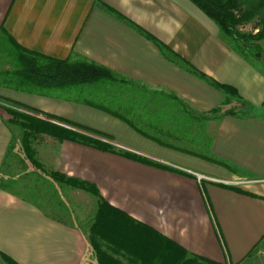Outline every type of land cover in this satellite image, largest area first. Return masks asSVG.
<instances>
[{
  "label": "crops",
  "instance_id": "1",
  "mask_svg": "<svg viewBox=\"0 0 264 264\" xmlns=\"http://www.w3.org/2000/svg\"><path fill=\"white\" fill-rule=\"evenodd\" d=\"M18 54L90 62L115 79L25 92ZM188 66L232 87L244 115H211L225 94ZM14 107L102 147L34 135L45 176L94 185L188 256L264 264V66L234 52L189 0H0V264H98L97 196L77 217L69 192H87L45 184L38 168L26 197L13 190L18 179L2 178L17 125L7 110L24 114Z\"/></svg>",
  "mask_w": 264,
  "mask_h": 264
},
{
  "label": "trees",
  "instance_id": "2",
  "mask_svg": "<svg viewBox=\"0 0 264 264\" xmlns=\"http://www.w3.org/2000/svg\"><path fill=\"white\" fill-rule=\"evenodd\" d=\"M189 1L217 25L223 38L229 40L228 45L234 52L244 59L251 55V58L264 65L263 53L255 45L264 38V10L260 11L261 4L264 8V0ZM250 21L255 23L252 32H240L238 28L247 25ZM17 62L20 69L16 71L15 78L18 84L22 85L20 90L40 95L58 93L70 87L111 82L115 79L109 70L85 61L18 54ZM188 67L191 72L207 80L225 94L223 107L214 108L210 112L211 115H216L223 109L221 115L236 116L237 111L244 112L249 107L232 87L219 84L195 68ZM232 99L239 103L238 108L235 106L225 110L224 106L229 105ZM7 112L12 116L13 123L19 124L25 130L30 128L31 136L45 133L59 141L68 140L102 148L99 144H90L88 140L79 138L60 127L24 117L12 110ZM18 118H21L20 122ZM139 160L146 162L143 159ZM33 163L39 166L35 160ZM49 176L56 182L82 189L98 197L96 214L90 227V244L98 264H121L118 255H127L129 261L125 264H217L197 256H188L176 243L157 234L151 228L135 222L103 200L94 185L58 172H51ZM133 260L136 262H132Z\"/></svg>",
  "mask_w": 264,
  "mask_h": 264
},
{
  "label": "rangeland",
  "instance_id": "3",
  "mask_svg": "<svg viewBox=\"0 0 264 264\" xmlns=\"http://www.w3.org/2000/svg\"><path fill=\"white\" fill-rule=\"evenodd\" d=\"M260 6H261L260 11H263L264 8H263L262 4ZM254 24H255L254 21H250V23H247V25L240 27L238 29L242 33H250L253 30ZM224 39L227 41V43H229V40L226 37H224ZM255 45L261 49L263 56H264V38L262 40H260L259 42H257ZM250 56L251 55H248L245 59H247L248 61H253L254 59L251 58ZM13 59L16 62L17 59L15 57H13ZM260 63L262 64V62H260ZM82 86H86V85H82ZM89 86H90V88H93L96 90H99L101 87V86L97 87V83L89 85ZM107 89H110V88H107ZM25 92H27V91H25ZM81 99L89 100L87 97H84V96L81 97ZM91 100H93V99H91ZM96 101H98V100H96ZM232 101H234V100L232 99ZM223 102L220 105L222 107H223ZM217 107H219V106H217ZM227 107H229L230 109L233 108V106L231 104L227 105ZM225 108H226V106H224V109ZM14 109L20 110L21 112L23 111L24 114H22L20 112H19V114H21L22 116L27 117V118L36 119L39 117L38 115H36L37 113H33L29 110L26 111L25 109L22 110V109H18L16 107H14ZM14 112H15V110H14ZM222 113H223V109L218 114H216L215 116L221 115ZM237 113L244 115V113H241L240 111H237ZM250 114H253V110H248L245 113L246 116H249ZM20 119L21 118H18L19 122L21 121ZM36 120H40V119H36ZM10 122L12 124H15L12 122V118H11ZM17 125H13L15 131H13L14 133H13V139L11 141V148L9 151V157H8L7 163L5 164V166L3 168V171H2L3 173H1V176L3 179H6V178L10 179L11 177L18 179L19 180L18 185L15 186V188H13V190H15L17 193L25 195V197H26L28 193L25 192L26 191L25 187H27V188L31 187L30 181L35 180V178L38 174L37 168L40 169L39 170L40 171L39 178H40L41 182L47 184L49 181H51V180L53 181V179H51V177L49 176V174L51 172L47 176H45V173L41 168V164L39 163V161L36 158L35 149L33 148V143L35 142L33 140V137L35 134H33L31 136V135H29L30 134L29 133L30 128H28V130H25V128H23L19 124H17ZM32 159L35 160L36 162H38V164H39L38 167L35 166ZM46 178L48 179V181ZM49 179H51V180H49ZM57 183L64 186L68 190L69 189H75L73 187H69V186L62 184L60 182H57ZM42 185L43 184H41V186ZM22 186H24V187H22ZM22 189H24V190H22ZM43 189H45L44 186H43ZM76 189H78V188H76ZM80 190H82V189H80ZM80 195L81 194H77L75 192L72 193L70 191L69 195H68V197L70 198L69 205L73 209L74 213H76V215L81 214V216L83 217L85 212H87L88 215H90V213L93 211V208H94L93 207V205H94L93 202L95 200V198L93 197L94 195L88 193L89 198L85 197L84 195H82V197H81ZM77 217H79V216L77 215ZM90 234H91V230L89 228V240H90ZM121 264H123V263L121 262Z\"/></svg>",
  "mask_w": 264,
  "mask_h": 264
},
{
  "label": "built area",
  "instance_id": "4",
  "mask_svg": "<svg viewBox=\"0 0 264 264\" xmlns=\"http://www.w3.org/2000/svg\"><path fill=\"white\" fill-rule=\"evenodd\" d=\"M200 179V178H199Z\"/></svg>",
  "mask_w": 264,
  "mask_h": 264
}]
</instances>
